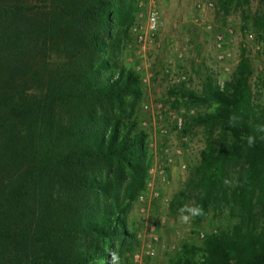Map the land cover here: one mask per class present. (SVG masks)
Masks as SVG:
<instances>
[{
  "label": "trees",
  "instance_id": "obj_1",
  "mask_svg": "<svg viewBox=\"0 0 264 264\" xmlns=\"http://www.w3.org/2000/svg\"><path fill=\"white\" fill-rule=\"evenodd\" d=\"M138 2L0 0V264H123L138 247L127 214L148 181L144 88L118 58ZM260 2L245 19L264 39ZM245 51L222 86L207 75L199 91L167 89L173 103L214 106L179 131H205L182 196L238 217L172 264H264V98Z\"/></svg>",
  "mask_w": 264,
  "mask_h": 264
},
{
  "label": "rangeland",
  "instance_id": "obj_2",
  "mask_svg": "<svg viewBox=\"0 0 264 264\" xmlns=\"http://www.w3.org/2000/svg\"><path fill=\"white\" fill-rule=\"evenodd\" d=\"M138 3L137 22L121 46L118 58L139 74L144 88L138 113L140 123H147L150 165L167 156L172 162L167 165L164 177L148 174L147 182L151 185L146 184L144 189L145 202L136 199L127 214V225L138 238L133 254L139 252L142 259L136 262L132 254L127 263L172 264L183 243L199 244L201 232L231 227L238 217L236 211L229 214L228 211L214 213L210 210L188 223L181 221L183 207L186 204L195 206L194 194L182 196V193L191 170L200 161L205 131L202 126L189 127L184 134L176 131L168 111L183 114L186 127L190 116L211 112L214 106L173 103L167 89L179 87L171 82L172 76L177 75L183 76V84H180L190 91H199L207 75L222 86L231 77L241 48H245L253 62L251 88L256 96L262 91L264 98L260 81H264V39L245 19L259 10L261 2L235 0L227 11L221 8L220 0H139ZM152 9L159 14V26L153 35L147 30L148 14ZM137 34H142L144 41L137 42ZM159 104L167 107V112L156 118ZM160 125L168 128L167 135L159 132ZM183 136L188 137L186 142ZM180 146L183 152L176 154ZM153 190L158 191V197L152 196ZM154 235L158 242L152 241ZM125 262L123 264H127Z\"/></svg>",
  "mask_w": 264,
  "mask_h": 264
},
{
  "label": "built area",
  "instance_id": "obj_3",
  "mask_svg": "<svg viewBox=\"0 0 264 264\" xmlns=\"http://www.w3.org/2000/svg\"><path fill=\"white\" fill-rule=\"evenodd\" d=\"M159 26V14L155 9H152L149 14H148V26H147V30L148 32H150L152 35L154 34V32H156L157 28ZM220 39V37H219ZM137 42H142L144 41V36L142 34H137L136 37ZM183 80V76L182 75H177V76H172L171 78V82L173 83L174 86H180ZM142 81H144L142 79ZM166 111L167 112V107H164L162 105H158L157 106V117L156 118H160L162 112ZM170 114V117L173 121L174 124V129L176 131H181L184 126H185V118L183 116V114H181L180 112H173V111H168ZM143 126H147L146 122H142ZM159 132H161L163 135H167L169 130L166 127H162V125L159 126ZM183 141L186 142L188 140L187 136H183L182 137ZM165 151L168 152V149H166ZM183 152V147L180 146L175 150L176 154H182ZM172 162V158L167 156L166 158H162L160 160H158L155 164H152L149 166L148 168V174L149 175H154V176H159V177H164L166 174V170H167V165L170 164ZM147 185L150 186L151 184L149 182H147ZM159 193L156 190L152 191V196L153 197H158ZM138 201L139 202H145L146 199V193L143 191L142 193L139 194L138 196ZM143 210V209H142ZM211 232H215V230H212ZM205 232H201L200 233V237H204ZM152 241L153 242H158L159 239L156 235L152 236ZM149 250H151V246H149ZM133 258L136 262H141V254H139V252H135L133 254Z\"/></svg>",
  "mask_w": 264,
  "mask_h": 264
},
{
  "label": "clouds",
  "instance_id": "obj_4",
  "mask_svg": "<svg viewBox=\"0 0 264 264\" xmlns=\"http://www.w3.org/2000/svg\"><path fill=\"white\" fill-rule=\"evenodd\" d=\"M248 144L249 146H252L254 144V139L252 137H249ZM182 212L184 214L180 217V219L183 223H188L194 217L203 215V209L201 207L187 205V204L183 207ZM112 258H113L114 264H116V261H118V257L115 253H112Z\"/></svg>",
  "mask_w": 264,
  "mask_h": 264
}]
</instances>
